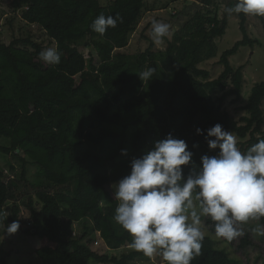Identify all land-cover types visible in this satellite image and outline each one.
<instances>
[{
  "label": "trees",
  "instance_id": "obj_1",
  "mask_svg": "<svg viewBox=\"0 0 264 264\" xmlns=\"http://www.w3.org/2000/svg\"><path fill=\"white\" fill-rule=\"evenodd\" d=\"M196 1L209 9L186 21L165 50L149 39L145 51L129 54L122 50L143 18L146 0H12L13 11L38 26L48 48L61 53L58 65L46 64L39 53L47 46L30 34L0 43V155H13L21 164L19 178L0 169V209L12 204L0 225L18 220V233L39 240L35 254L42 264H137L141 252L101 255L91 248L93 240L83 243L84 236L72 230L88 221L110 248L131 246L132 236L114 220L118 201L111 186L130 173V160L153 141L169 133L184 139L199 165L202 155L218 151L205 140L216 123L237 137L242 152L264 139V81L252 87L240 119L224 108L231 96L243 94V70L234 69L229 58L257 42L250 38L248 16L239 14L243 38L221 54L224 69L211 79L200 64L218 55L216 38L225 34L229 21L210 9L216 0ZM235 3L230 0L227 8ZM100 14L119 15L122 22L100 35L90 27ZM258 18L264 25V17ZM82 46L96 53L88 59ZM149 68L155 69L153 77L141 80L138 73ZM216 92L221 94L217 100ZM194 165L184 166L186 175ZM30 166L38 168L33 180ZM10 170L15 171L13 164ZM23 208L30 213L25 225ZM206 220L214 231V222ZM260 222L264 225V218ZM244 233L228 241L238 252L256 246ZM192 264L242 262L208 234Z\"/></svg>",
  "mask_w": 264,
  "mask_h": 264
},
{
  "label": "clouds",
  "instance_id": "obj_2",
  "mask_svg": "<svg viewBox=\"0 0 264 264\" xmlns=\"http://www.w3.org/2000/svg\"><path fill=\"white\" fill-rule=\"evenodd\" d=\"M228 14L264 17V0H236ZM122 22L119 15L100 14L91 23L93 31L104 35ZM167 23L152 21L156 44L169 33ZM46 64L58 65L61 53L47 48L39 53ZM155 69L138 73L150 80ZM198 135L204 130L196 128ZM205 140L214 155H202L194 165V153L184 139L169 133L153 141L152 147L130 160V173L115 182L113 198L118 201L114 220L132 236L131 247L144 256H160L166 264H192L201 255L206 232L203 220L214 222L215 237L233 241L245 233L241 225L264 218V139L242 152L237 138L220 123L206 130ZM198 145H193L197 147ZM127 155V149H121ZM194 165L185 174L184 166ZM9 214L0 209V220ZM18 220L6 223L3 235L20 229ZM252 231L264 237V226ZM2 242V240H0Z\"/></svg>",
  "mask_w": 264,
  "mask_h": 264
},
{
  "label": "rangeland",
  "instance_id": "obj_3",
  "mask_svg": "<svg viewBox=\"0 0 264 264\" xmlns=\"http://www.w3.org/2000/svg\"><path fill=\"white\" fill-rule=\"evenodd\" d=\"M102 3H107L110 0H101ZM230 0H216V4L210 9H216L220 18L227 17L229 23L226 32L223 36L216 38L218 46V55L200 64V67L210 72V78H218L224 69L220 63L221 54L243 38L240 30L239 14H228L225 10ZM147 7L144 11L143 18L137 29L130 35V43L122 51L129 54H136L146 50L149 46V39L152 38V21L167 23L170 26L169 33L164 37L161 43L156 44V49L165 50L168 46V41L171 40L173 34L179 30L183 24L191 19L198 11H207L209 8L201 5L196 0H146ZM0 43L9 44L15 37H27L28 34L33 38L43 43L48 48L47 36L44 32L35 25L25 23L18 13H15L12 8V0H0ZM12 20V21H11ZM247 28L250 38L257 41L253 45L242 46L238 52L232 55L230 63L234 69L242 68L243 70V94L240 98L231 96L224 108L237 120L240 119L245 112L241 110L250 95L252 87L257 83L264 81V25L257 16H248ZM154 41V40H153ZM50 48V47H49ZM80 50L90 58V53L96 51L91 47L82 46ZM231 87V85H230ZM221 96L219 92L214 94L215 99ZM264 129V125H263ZM233 135V134H232ZM235 136V135H234ZM236 137V136H235ZM237 138V137H236ZM238 140V139H237ZM239 141V140H238ZM5 143V141H2ZM15 166V171L10 170V165ZM0 169L8 170L6 173L10 176L19 178L21 173V164L13 155H0ZM38 168L36 166L29 167V177L35 179ZM11 203H7L5 210L8 214L11 212ZM22 225L27 224L30 220V213L24 209L20 213ZM203 230L206 235L211 234L215 237V232L211 230L212 224H209L206 219L203 220ZM88 221L78 222L74 225L72 234L84 236L83 243L88 240H93L91 248L98 254H107L109 256H121L129 253L134 249L131 246L120 249L110 248L101 238L100 233L95 232L91 226H88ZM256 225L264 226L260 221H250L246 225H241L243 231L250 234L251 238L256 242V246L247 248L245 252H238L235 244H230L223 239H217V245L226 248L230 251V256L234 260L238 258L242 264H264V237L256 235L252 228ZM3 225H0V249H5L6 253H0V264H4V259H7V264H42L40 259L35 254V249L39 245V240L34 236L16 232L12 235H3ZM239 237H237V240ZM165 264V261L160 256L148 258L143 256L136 260L137 264L145 263ZM92 264H100L93 262Z\"/></svg>",
  "mask_w": 264,
  "mask_h": 264
}]
</instances>
